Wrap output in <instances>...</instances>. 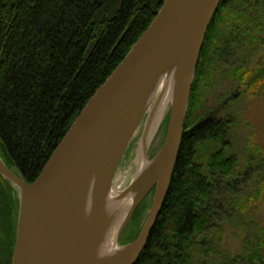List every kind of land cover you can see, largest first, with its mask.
Instances as JSON below:
<instances>
[{
    "label": "trees",
    "instance_id": "obj_1",
    "mask_svg": "<svg viewBox=\"0 0 264 264\" xmlns=\"http://www.w3.org/2000/svg\"><path fill=\"white\" fill-rule=\"evenodd\" d=\"M164 1L0 0V151L23 179L31 183L38 178L75 119ZM229 2H221L207 32L191 99L204 59L213 63L217 56L222 62L225 46L232 43L229 32L218 39L212 34ZM242 74L245 82L251 72L244 69ZM262 76L249 82L252 90L261 86ZM232 124V118L212 115L190 126L187 115L169 191L136 264H215L211 240L204 234L217 209L218 183L227 192L240 174L239 161L228 151ZM258 192L262 195L264 187ZM228 203L238 209L248 205L237 197ZM148 207L146 199L137 209L128 240L138 236ZM10 209L17 214L18 201L0 175L3 264L12 263L16 239L17 216L11 225ZM220 259L234 264L232 258Z\"/></svg>",
    "mask_w": 264,
    "mask_h": 264
},
{
    "label": "water",
    "instance_id": "obj_2",
    "mask_svg": "<svg viewBox=\"0 0 264 264\" xmlns=\"http://www.w3.org/2000/svg\"><path fill=\"white\" fill-rule=\"evenodd\" d=\"M222 1L165 0L34 182L0 156V174L19 200L11 264H136L170 188L197 65ZM167 119L163 143L151 156ZM133 142L135 172L127 182L117 181ZM152 191L137 238L122 243Z\"/></svg>",
    "mask_w": 264,
    "mask_h": 264
},
{
    "label": "rangeland",
    "instance_id": "obj_3",
    "mask_svg": "<svg viewBox=\"0 0 264 264\" xmlns=\"http://www.w3.org/2000/svg\"><path fill=\"white\" fill-rule=\"evenodd\" d=\"M221 13L212 34L218 39V35L226 36L229 32L233 40L225 46L222 62L217 56L213 63L204 59L192 94L188 124L193 126L212 115L232 118V144L228 151L239 161L240 174L231 183L232 188L227 187L228 196L224 184L218 183L217 209L204 236L211 240L215 264H222L220 257L232 258L234 264H264V193L258 192L264 187V0H252L251 6L248 0H230ZM244 69L251 72L245 82ZM259 74L263 75L262 84L252 90L254 86L249 82ZM166 128L161 127L156 134L151 155L161 147ZM135 154L133 142L119 168L117 181L127 182L133 176ZM0 156L11 171L19 173L9 166L3 151ZM9 188L14 201H18L17 190L10 185ZM234 197L248 205H239V209L230 206L228 202ZM10 211L12 225L11 219L14 223L17 214ZM0 255L4 258L1 250Z\"/></svg>",
    "mask_w": 264,
    "mask_h": 264
},
{
    "label": "bare ground",
    "instance_id": "obj_4",
    "mask_svg": "<svg viewBox=\"0 0 264 264\" xmlns=\"http://www.w3.org/2000/svg\"><path fill=\"white\" fill-rule=\"evenodd\" d=\"M147 199H149V197ZM0 260H1V262L3 261V263H4L5 259L0 255Z\"/></svg>",
    "mask_w": 264,
    "mask_h": 264
},
{
    "label": "flooded vegetation",
    "instance_id": "obj_5",
    "mask_svg": "<svg viewBox=\"0 0 264 264\" xmlns=\"http://www.w3.org/2000/svg\"><path fill=\"white\" fill-rule=\"evenodd\" d=\"M0 264H1V260H0Z\"/></svg>",
    "mask_w": 264,
    "mask_h": 264
}]
</instances>
